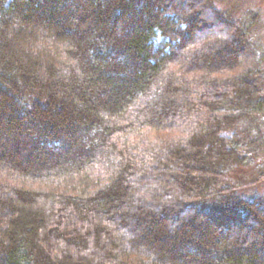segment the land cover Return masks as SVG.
<instances>
[{"label":"trees","instance_id":"16d2710c","mask_svg":"<svg viewBox=\"0 0 264 264\" xmlns=\"http://www.w3.org/2000/svg\"><path fill=\"white\" fill-rule=\"evenodd\" d=\"M229 2L0 0V264H264L238 193L264 72Z\"/></svg>","mask_w":264,"mask_h":264},{"label":"rangeland","instance_id":"374dc122","mask_svg":"<svg viewBox=\"0 0 264 264\" xmlns=\"http://www.w3.org/2000/svg\"><path fill=\"white\" fill-rule=\"evenodd\" d=\"M233 2V3H232ZM232 6H229L230 9L233 8L232 10L235 9V13L237 17H241L242 19L245 20L247 19L248 22L252 19V21H255V25L253 26L254 30L253 36L257 37L255 39L252 37V47H253V52H252V57L248 61L244 63V65L240 68L242 69L245 66V69L251 71L254 69V67L261 68L264 72V0H230L229 2ZM228 5L226 4H217V8L219 11L223 12L225 11L224 8H227ZM208 21H211L208 22ZM213 22V23H212ZM244 22V21H242ZM215 24V20L210 18V20L205 21V24ZM237 23V22H236ZM216 26L213 25L210 29L215 30ZM218 38V37H216ZM240 69L237 68L236 71H234L233 74H236ZM263 79V88H264V78ZM251 151L255 152V154L258 156V150L253 148H249ZM249 151V152H251ZM262 176L261 180H259L255 184H250L247 183L246 186L239 189V196L246 198V199H253L254 197L260 198L263 203H264V166L261 167L260 171L257 173V176ZM236 176V173L232 175V178ZM231 177V175L229 176Z\"/></svg>","mask_w":264,"mask_h":264}]
</instances>
